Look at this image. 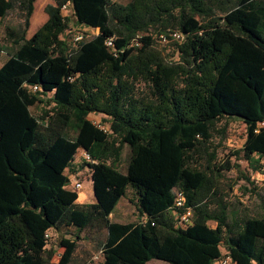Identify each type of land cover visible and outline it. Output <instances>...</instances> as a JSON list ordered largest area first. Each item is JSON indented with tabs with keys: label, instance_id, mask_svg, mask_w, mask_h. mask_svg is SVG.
<instances>
[{
	"label": "trees",
	"instance_id": "obj_1",
	"mask_svg": "<svg viewBox=\"0 0 264 264\" xmlns=\"http://www.w3.org/2000/svg\"><path fill=\"white\" fill-rule=\"evenodd\" d=\"M34 2L0 0V18L15 6L23 15L19 31L7 28L12 44L0 65V264H50L51 231L65 227L75 232L60 237L59 264L72 261L87 228L105 230L98 264H212L225 255L264 264V202L258 216H229L218 182L231 165L216 164L210 148L216 121L238 118L239 151L255 170L264 159V0H52L26 37ZM163 16L182 33L177 58L153 46L149 29ZM70 18L98 33L75 44L63 37ZM139 82L148 95H138ZM92 112L105 115L108 132ZM80 148L94 160L84 161L94 202L78 203L68 188ZM196 156L207 157L206 169L193 165ZM128 188L138 219L115 221ZM175 189L192 210L185 227L172 210Z\"/></svg>",
	"mask_w": 264,
	"mask_h": 264
},
{
	"label": "rangeland",
	"instance_id": "obj_2",
	"mask_svg": "<svg viewBox=\"0 0 264 264\" xmlns=\"http://www.w3.org/2000/svg\"><path fill=\"white\" fill-rule=\"evenodd\" d=\"M119 3H126L130 0H113ZM52 2V0H35L34 12L32 15V27L36 23V26L43 23L47 14L44 12V6L46 3ZM42 16H45V18ZM173 16H178V10L173 11ZM38 20L39 22H36ZM23 24V15L19 11L18 7L12 8L5 15L4 18H0V63L4 58H7L8 51L11 48L12 40L8 36V30L17 32L20 30ZM82 26L76 24L73 18L68 20V28L65 30L63 37L71 39L75 31ZM39 28V27H38ZM177 29L176 20L172 17L169 19L167 16H163L154 26L149 29V33L153 35L155 43L153 46L159 50L163 56L169 57L171 54L174 58H177V54L174 52V42L177 40L167 39L166 41L160 38V32L163 29ZM138 95H148L149 88L143 82L137 84ZM42 104L33 105L30 110L36 115L42 113ZM88 118L97 126L103 130L109 131V120L102 113H90ZM246 137V125L238 118L222 117L216 121L213 134L210 140V148L216 150V164L225 163L229 160L231 168L223 169L219 172L222 176L219 178V197L223 198V201L227 204L230 214L235 212L237 217L240 218L244 215L258 216L261 214V207L264 202V159L260 161V167L258 170L253 169L249 164L248 159L244 158L243 152L239 151ZM123 153L120 159L118 167L124 170L126 162L129 156V150L127 146L123 147ZM238 152V153H237ZM86 151L82 148L78 150L75 155L76 162L74 168L78 173L66 170L71 181L75 178L81 181L80 189L78 191L79 197L84 195L92 198L93 189L92 181L90 179V169L84 165L86 160ZM256 157V155H254ZM207 157L196 156V161L193 163L197 168L206 169L208 166ZM263 163V164H261ZM83 164V167H80ZM70 181V182H71ZM68 188H71L69 183ZM72 189V188H71ZM83 194V195H82ZM135 193L131 188L126 190V195L122 196L118 201L116 207L113 210V214L123 212V215H111L115 221L131 222L138 219V212L134 205ZM87 200V199H86ZM89 201V200H88ZM127 203V207H126ZM212 208L216 205L213 203ZM127 208V209H126ZM126 209V210H125ZM231 212V213H230ZM208 224L212 227L215 226L214 221H209ZM75 229L73 227H65L60 232L51 231V238L49 247L52 246L56 250V253L51 259L50 264H59V256L64 250L63 247L58 245L60 237L62 235L73 237ZM80 239L77 242L76 252L72 261L68 264H98L101 256L98 254L100 249V242L105 236V230H96L95 228H87L80 232ZM221 250H224L223 247ZM98 255V258L94 257ZM146 264H169L157 259H152Z\"/></svg>",
	"mask_w": 264,
	"mask_h": 264
},
{
	"label": "built area",
	"instance_id": "obj_3",
	"mask_svg": "<svg viewBox=\"0 0 264 264\" xmlns=\"http://www.w3.org/2000/svg\"><path fill=\"white\" fill-rule=\"evenodd\" d=\"M61 11L64 15H67V5L63 4L61 6ZM81 28L77 29L73 34L72 41L76 44L80 40L87 38L93 34L98 33L97 28H90L86 27L85 25L81 24ZM160 38L164 41L171 38L172 40L180 41L182 39V33L177 29L169 30L167 33H161ZM105 43L108 46L112 45V37H108L105 40ZM33 89H36V86H33ZM106 131V130H105ZM87 161H90L89 155L86 153L84 154ZM94 161V160H91ZM71 188L74 190H78L81 187V181L78 179H74L70 182ZM181 209V210H179ZM173 213L175 218L177 219V225L181 227H185L190 222V217L192 214V210L190 207L185 206V198L183 192L179 189L174 190V201H173ZM45 237L48 238L49 234L46 233ZM98 258V255L94 257V259ZM212 264H234L232 259L229 255H225L220 257L219 259L215 260Z\"/></svg>",
	"mask_w": 264,
	"mask_h": 264
},
{
	"label": "crops",
	"instance_id": "obj_4",
	"mask_svg": "<svg viewBox=\"0 0 264 264\" xmlns=\"http://www.w3.org/2000/svg\"><path fill=\"white\" fill-rule=\"evenodd\" d=\"M34 12V11H33ZM32 15H33V13H32ZM32 15H31V17H30V19H29V27H28V30H27V32H26V37H29V36H31L37 29H38V27L41 25H38V26H36V23L35 24H33V27H32V23H33V20L31 19L32 18ZM43 17L45 18V16H42V19H43ZM46 19H47V16H46ZM45 19V20H46ZM44 20V21H45ZM43 21V22H44ZM36 22H39L38 20H36ZM40 23V22H39ZM6 58H4L3 59V61L0 63V65L4 62V60H5ZM76 162V159H74V161H73V163H75ZM80 171V170H79ZM78 171V172H79ZM77 172V173H78ZM75 179V178H74ZM73 179V180H74ZM77 193H78V191H77ZM83 195V194H82ZM87 199V200H86ZM86 199H84V195L83 196H81V197H79V195H78V198H77V202L78 203H88V202H94V196L92 197V198H89V197H86ZM89 200V201H88ZM126 207H127V203H126ZM127 209V208H126ZM125 209V210H126ZM124 214V211L123 212H118V213H116V214H110L109 216H111V215H118V216H120V215H123ZM115 220V219H114Z\"/></svg>",
	"mask_w": 264,
	"mask_h": 264
}]
</instances>
